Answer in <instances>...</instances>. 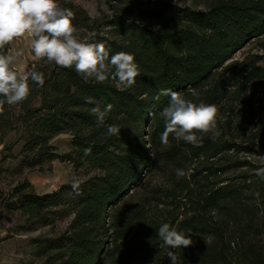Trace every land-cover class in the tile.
Listing matches in <instances>:
<instances>
[{
	"label": "trees",
	"instance_id": "1",
	"mask_svg": "<svg viewBox=\"0 0 264 264\" xmlns=\"http://www.w3.org/2000/svg\"><path fill=\"white\" fill-rule=\"evenodd\" d=\"M56 2L74 13L77 35L89 27L82 8ZM144 14L159 19L158 26L119 18L112 37L94 38L110 54L134 56L140 74L131 88L120 91L111 79L86 82L74 68L42 59L32 69L43 73L44 85L29 81L23 103L0 106V144L5 157H20V169L42 171L59 160L95 172L76 188L66 184L43 194L23 180L4 206L24 216L26 230L73 215L64 234L34 241L49 264H171L156 235L163 223L193 240L174 250L181 264H264V180L249 161L236 157L264 154V118L255 117L250 102L239 101L247 92L264 95V68L254 62L225 64L264 31V0H218L206 11L161 4ZM7 50L5 45L0 54ZM164 89L193 100L195 90V102L216 105V127L197 133L200 146L171 134L167 144L161 142L160 113L170 99L160 95ZM85 97L99 102L101 110L112 105L103 125L90 111L96 105ZM110 124L120 126L119 135H107ZM61 133L71 135L63 153L51 144ZM177 169L185 176L178 177ZM153 170L165 173L168 185L135 199L140 179Z\"/></svg>",
	"mask_w": 264,
	"mask_h": 264
},
{
	"label": "clouds",
	"instance_id": "2",
	"mask_svg": "<svg viewBox=\"0 0 264 264\" xmlns=\"http://www.w3.org/2000/svg\"><path fill=\"white\" fill-rule=\"evenodd\" d=\"M73 18L74 13L58 5L56 0H0V49L14 39L26 36L36 60L46 59L61 68H74L86 82L94 80L96 83H103L111 79L120 91L131 88L140 74L134 56L123 51L110 54L103 43L94 42L95 32L88 33L84 38L79 37L72 23ZM20 55L22 53L19 51L0 54V97H3L0 99V106L4 103H23L30 95L29 81L40 87L44 85L43 73L34 69L24 72L13 69L12 65ZM160 95L170 97L169 103L160 113L164 122L161 142L167 144L171 134L194 147L200 146L202 138L197 133L207 134L216 127V105L195 102L199 100V94L195 90L191 93L195 100L186 99L181 93L169 89L161 90ZM84 99L87 104L96 105L90 111L96 115L98 124L103 125L104 117L111 111L112 105L101 110L99 102L94 98ZM106 131L109 136H117L121 128L117 124H110L106 126ZM88 153L90 149H85V154ZM258 159L264 162V154ZM176 174L178 177L185 176L182 169H177ZM255 174L264 180V167L256 170ZM73 187L76 188L77 185L74 184ZM156 235L171 264H181L174 250L191 246V236L178 231L169 223L161 224Z\"/></svg>",
	"mask_w": 264,
	"mask_h": 264
},
{
	"label": "rangeland",
	"instance_id": "3",
	"mask_svg": "<svg viewBox=\"0 0 264 264\" xmlns=\"http://www.w3.org/2000/svg\"><path fill=\"white\" fill-rule=\"evenodd\" d=\"M82 8L88 18L89 27L79 32V37L84 38L90 32L96 35L112 37L114 33V20L135 22L148 27H156L159 19L147 16L144 11L159 8L161 4H175L181 7H189L197 11H206L218 0H64ZM203 9V10H202ZM21 52L12 65L18 72H24L34 67L36 60L30 48L28 37L16 38L8 44L7 54ZM254 62L255 65L264 68V31L248 39L231 57L225 62ZM239 101L250 102L253 105L256 118H264V95L247 92L240 97ZM254 128V126H253ZM10 138L4 140L7 144ZM71 135L61 133L51 140V144L57 151L63 153L69 149ZM21 143L12 148V153L17 154ZM7 151L4 144H0V264H49L45 255H41L34 241L38 239H53L64 234L69 227L72 214L63 219L56 220L51 225H36L31 229H24L25 218L19 211H8L4 206L5 200L11 191L23 180H28L32 185L31 190L37 194L49 193L59 189L62 185H77L88 177L94 175V171L84 166L75 169L72 163L54 160L46 164L40 171L37 169L27 170L19 168L18 158L5 157ZM239 160H247L253 166L254 171L264 167V162L258 159L255 153L240 152L236 155ZM49 167V168H48ZM233 174H231L232 176ZM167 175L161 171L153 170L145 173L140 179L136 190L145 195L147 191L155 187H165ZM132 190L128 191L131 194Z\"/></svg>",
	"mask_w": 264,
	"mask_h": 264
}]
</instances>
